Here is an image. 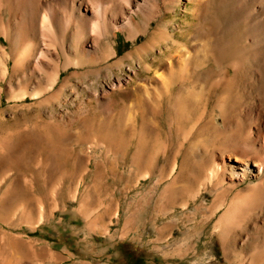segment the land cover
Masks as SVG:
<instances>
[{"label":"rangeland","instance_id":"1","mask_svg":"<svg viewBox=\"0 0 264 264\" xmlns=\"http://www.w3.org/2000/svg\"><path fill=\"white\" fill-rule=\"evenodd\" d=\"M216 1L137 0L133 38L71 29L41 60L72 0H0V264H264V169L210 176L264 164V74Z\"/></svg>","mask_w":264,"mask_h":264},{"label":"bare ground","instance_id":"2","mask_svg":"<svg viewBox=\"0 0 264 264\" xmlns=\"http://www.w3.org/2000/svg\"><path fill=\"white\" fill-rule=\"evenodd\" d=\"M208 1L212 2L213 0H194L196 6L194 13L195 17L198 16V15L196 16V13L198 11H201L203 6H205V4ZM222 1L225 3L226 2L229 3V5L227 4L229 6L228 9H225V11L223 10L224 11L223 16L225 20L223 19L224 21H222V25L227 24L228 26L231 25L232 23L244 24L245 29L243 35L246 37V39L249 40V43H247L246 45L244 44L241 47V49L239 50V55L242 58L243 57L249 58L253 72L257 74V76L262 77V74H264V0H222ZM216 3L218 2L216 1ZM65 5L66 7L69 6L71 12L67 14L61 22L59 21V18L56 16L55 13L56 10L53 8L48 9L47 12L48 16L45 19V21L47 20L48 25L47 24L44 25V27L41 30L42 37L44 40L42 41L43 43L41 45V48L38 50L37 53L39 57L38 59L41 58L45 59L48 57L50 58L53 55L57 58L56 49L52 47L53 41H64V35H66V33L71 29H73L76 32L77 37H81L83 33L87 29H89V27H91V29L95 31V33L97 34V37L95 38L93 37L96 42L99 41V37H105L109 42L110 41L109 36L110 35L114 36L116 31L126 32L128 39L133 38L134 33H137L134 18L133 16H131L132 13L138 15V13L141 11L140 7L142 6H139L137 4V0H72L70 5H67V3H65ZM58 29L61 32V36L58 35ZM162 31L163 32L161 33V35L163 36L165 41L168 42L169 40L171 41L172 37L169 36L168 27L166 25L164 30ZM161 41L162 39L158 40V42ZM186 47L187 46L183 45L182 43L179 44V49L177 48L178 51H176L175 53V54L178 53V55L181 56V59H179L178 62L174 63L168 58L170 60L167 65L168 79L165 78L166 75L163 71L165 70V68L161 69V67H156V69H154V74L156 78H158L157 80L154 79L157 82V84L159 85L162 84L161 86L165 87L166 86L165 82H168L169 78L170 79L175 78V80L189 78L188 77V73L190 69L189 66L193 61L192 62L190 61L189 57H191V55L189 56V52ZM203 58L202 60H200L199 67L203 66V62H204ZM234 64L235 65L232 64V66H234L233 67V69L235 70L234 72L237 73L238 70L243 65L238 63V61L234 62ZM165 88L167 89V87ZM144 91L145 94H148L147 93L148 88L144 87ZM194 94L195 93H192L191 95ZM227 158L229 160L228 166L223 168L222 166L221 167L217 166L216 170L212 171L210 175L211 177L217 178L219 175L225 176L226 175L225 171H228L229 178L231 180L237 178L242 179L245 173L253 172V169H255V171L257 172L256 176H258V174L261 173V171H263L264 169V164L259 162L258 160H254V159L247 160L244 159L243 157H240L238 154H229Z\"/></svg>","mask_w":264,"mask_h":264}]
</instances>
